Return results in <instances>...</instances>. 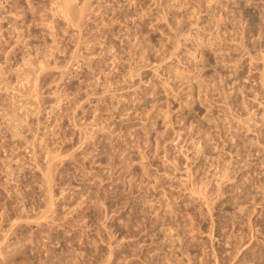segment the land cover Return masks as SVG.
Listing matches in <instances>:
<instances>
[{"label":"rangeland","instance_id":"obj_1","mask_svg":"<svg viewBox=\"0 0 264 264\" xmlns=\"http://www.w3.org/2000/svg\"><path fill=\"white\" fill-rule=\"evenodd\" d=\"M0 1V264H264V0Z\"/></svg>","mask_w":264,"mask_h":264},{"label":"bare ground","instance_id":"obj_2","mask_svg":"<svg viewBox=\"0 0 264 264\" xmlns=\"http://www.w3.org/2000/svg\"><path fill=\"white\" fill-rule=\"evenodd\" d=\"M18 1H19V0H18ZM18 1H17V2H18ZM20 1H21V0H20ZM72 1H74V0H51L50 2H51L52 5H55V6H56L55 8L59 7V8H57V11L59 10L63 15H65L66 17H67V16L69 17V16L73 13V12H71V9H72L71 7L74 6V5L71 6V4H70ZM75 1H76V0H75ZM0 2H1V1H0ZM21 2H22V1H21ZM23 2H24V1H23ZM27 3L30 4V1H28ZM73 3H74V2H73ZM21 4H23V3H21ZM28 4H27V5H28ZM32 4H33V3H32ZM51 4H50V5H51ZM38 5H39V4H38ZM52 5H51V6H52ZM20 6H21V5H20ZM22 6H23V5H22ZM30 6H31V5H30ZM39 7H41V6H39ZM23 8H25V7H23ZM23 8H21V9H23ZM30 8H31V7H30ZM47 8H49V6H48ZM53 8H54V6H53ZM53 8H50V9H53ZM73 8H74V7H73ZM84 8H85V7H84ZM86 8H87V7H86ZM21 9H20V10H21ZM25 9H26V8H25ZM28 9H29V8H28ZM43 9H44V8H43ZM34 10H35V9H34ZM38 10H39V9H38ZM45 10H47V9H45ZM55 10H56V9H55ZM21 11H23V10H21ZM24 11H25V10H24ZM24 11L22 12V13H23V16H26V15H24ZM49 11H50V10H49ZM57 11H56V12H57ZM73 11H75V10H73ZM19 12H20V11H19ZM26 12H27V10L25 11V13H26ZM53 12H54V11H52V13H53ZM75 12H76V11H75ZM75 12H74V13H75ZM82 12H83V11H82ZM31 13H32V12H31ZM52 13H51V15H52ZM76 13H77V12H76ZM79 13H81V12L79 11ZM54 14H55V12H54ZM69 14H70V15H69ZM15 15H16V14H15ZM21 15H22V14H21ZM56 15H57V14H56ZM56 15H55V16H56ZM78 15H79V14H78ZM78 15H77V16H78ZM82 15H83V14H82ZM17 16H18V15H17ZM28 16H29V15H28ZM79 16H80V15H79ZM49 17H50V16H49ZM79 18H80V17L77 18L78 21H80ZM21 19H22V18H21ZM69 19H70V17H69ZM52 20H53V19H52ZM70 20H72V19H70ZM70 20H69V21H70ZM75 20H76V19H75ZM15 21H16V20H15ZM50 21H51V20H50ZM72 21H73V20H72ZM51 23H52V21H51ZM78 25H80V24L78 23ZM78 25H77V26H78ZM50 26H51V25H50ZM51 29H52V27H51ZM54 29H55V28H54ZM19 31H20V30H19ZM12 32H13V31H12ZM18 41H19V40H18ZM19 42H20V41H19ZM22 43H23V42H22ZM51 48H52V47H51ZM51 48H50V49H51ZM37 51H38V50H37ZM34 52H35V51H34ZM39 55H40V54H39ZM26 56H27V55H26ZM30 56H31V55H30ZM30 56H29V57H30ZM40 56H41V55H40ZM42 56H43V55H42ZM48 56H49V55H48ZM51 56H52V55H51ZM23 57H24V56H23ZM23 57H22V58H23ZM27 57H28V56H27ZM36 57H37V56H36ZM28 59H30V58H28ZM35 59H36V58H35ZM43 59H44V58H43ZM45 59H46V58H45ZM45 59H44V60H45ZM41 60H42V59H41ZM48 60H49V59H48ZM26 61L29 63V61H28L27 59H26ZM37 61H38V59H37ZM4 62H5V61H4ZM30 62H32V61H30ZM45 62H46V61H45ZM25 63H26V62H25ZM28 63H27L26 65H28ZM39 63H40V65H38ZM39 63H37V65H38L37 67H39V66L42 67V64H43V63H42V62H39ZM48 63H49V62H48ZM2 64H3V63H2ZM21 64H23V63H21ZM29 64H30V63H29ZM32 64H33V63H32ZM26 65H25V66H26ZM30 65H31V64H30ZM30 65H29V68H30ZM0 66H1V65H0ZM20 66H21V65H20ZM58 66H59V65H58ZM21 67H23V66H21ZM34 68H35V67H34ZM42 68H44V67H42ZM46 68H47V67H46ZM30 69H31V68H30ZM40 69H41V68H40ZM2 70H3V68H2ZM20 70H21V69H19V70H17V71H20ZM26 70H27V69H26ZM33 70H34V69H33ZM41 71H42V70H41ZM1 72H2V71H1ZM21 72H22V71H21ZM32 73H33V72H32ZM39 73L41 74L42 72H39ZM3 74H4V73H3ZM3 74H1L2 77H3ZM36 74H37V73H36ZM36 74H33V75H36ZM6 75H7V74H6ZM21 76H22V75H21ZM36 76H37V75H36ZM30 77H31V76H30ZM30 77H29V78H30ZM40 77H41V76H40ZM3 78H4V77H3ZM16 78H17V77H16ZM29 78H28V79H29ZM35 78H36V77H35ZM37 78H38V77H37ZM37 78H36V79H37ZM19 79H20V78H19ZM41 79H42V78H41ZM16 81H17V80H16ZM32 81H33V79H32ZM21 82H23V81H21ZM21 82H20L19 84H21ZM26 82H27V80H26ZM26 82H25V83H26ZM34 82H36V81H34ZM34 82H32V84H33ZM9 84H10V83H9ZM13 84H14V83H13ZM34 84H35V83H34ZM34 84H33V86H34ZM36 84H37V82H36ZM6 86L8 87V85H6ZM29 86H30V85H29ZM35 86H36V85H35ZM36 88H37V86H36ZM36 88L33 90V91H34V95L32 94V97L35 96L34 98H37L36 94H37L38 92H36ZM39 88H40V87H39ZM32 89H33V87H32ZM32 89H31L30 91H32ZM37 91H38V89H37ZM1 92H2V91H1ZM28 93H29V92H28ZM32 93H33V92H32ZM40 93H41V92H39V94H40ZM25 95H27V92H26ZM28 95H29V94H28ZM28 95H27V96H28ZM30 95H31V94H30ZM37 95H38V94H37ZM18 96H19V95H18ZM27 96H25V97H27ZM11 97H12V96H11ZM28 97H29V96H28ZM40 97H41V96H40ZM38 98H39V97H38ZM10 100H11V99H10ZM29 100H30V98H29ZM32 100H33V98H32ZM27 101H28V100H27ZM36 101H37V100H36ZM57 101H58V100H57ZM12 102H13V101H12ZM38 102H39V101H38ZM33 103H34V101H33ZM54 103H55V102H54ZM14 104H15V103H14ZM17 104H18V103H17ZM29 104H30V103H29ZM34 104H35V103H34ZM39 104H40V103H39ZM9 105H10V104H9ZM12 106H13V105H12ZM22 106H23V105H22ZM32 106H34V105H32ZM35 106L37 107V105H35ZM17 107H18V105H17ZM52 107H53V106H52ZM6 108H7V107H6ZM6 108H5V109H6ZM11 108H12V107H11ZM15 108H16V106H15ZM27 108H28V107H27ZM29 108H30V107H29ZM32 108H33V107H32ZM34 108H35V107H34ZM7 109H8V108H7ZM20 109H21V108H20ZM22 109H23V107H22ZM29 110H30V109H29ZM34 110H35V109H34ZM34 110H33V113H34ZM37 110H38V109H37ZM3 111H4V110H3ZM14 111H15V110H14ZM16 111H17V109H16ZM24 111H26V110H24ZM39 111H40V110H39ZM39 111H38V112H39ZM11 112H12V111H11ZM19 112H21V111L19 110ZM22 112H23V111H22ZM27 113L29 114V112H27ZM1 114H2V113H1ZM4 114H5V113H4ZM4 114H2V116H3ZM14 114L17 116V115H18V112H17V114H16V113H14ZM24 114H25V113H24ZM24 114H23V115H24ZM35 114H37V113H35ZM19 115L22 116V113L19 114ZM30 115H31V114H30ZM2 116H1V117H2ZM9 116H10V115H9ZM11 116H12V115H11ZM24 116H25V119L27 120L26 115H24ZM38 116H39V115H38ZM18 117H19V116H17V118H18ZM29 117H30V116H29ZM3 118H4V117H3ZM8 118H9V117H8ZM17 118H16V119H17ZM22 118H23V116H22ZM6 119H7V118H6ZM12 119H13V118H12ZM12 119H8V120H12ZM20 119H21V117H20ZM36 119H37V118H36ZM2 120H3V119H2ZM13 120H14V119H13ZM26 120H25V121H26ZM4 121H5V120H3V122H4ZM19 121H20V120H19ZM23 121H24V120H23ZM25 121H24V122H25ZM38 121H39V119H38ZM38 121H37V123H38ZM9 123H10V122H9ZM25 123H26V122H25ZM31 123H32V122H31ZM5 125H6V124H5ZM5 125H4V127H5ZM37 125H38V124H37ZM39 125H40V124H39ZM8 126H9V125H8ZM11 127H12V126H11ZM14 127H15V126H14ZM16 127H17V126H16ZM27 127H28V126H27ZM12 128H13V127H12ZM17 128H18V127H17ZM13 129H14V128H13ZM37 129H38V128H37ZM10 130H11V129H10ZM35 131H36V130H35ZM13 133H14V132H13ZM17 133H19V132H17ZM14 135H15V134H14ZM20 135H21V134H20ZM25 135H26V134H25ZM11 136H13V135H11ZM17 136H18V135H17ZM21 136H22V135H21ZM26 137H27V136H26ZM30 138H31V137H30ZM34 139H35V138H34ZM32 140H33V138H32ZM54 152H55V151H54ZM49 153H50V152H49ZM50 154H52V153H50ZM55 155H56V154H55ZM57 155H58V154H57ZM53 157H54V156H53ZM50 158H51V157H50ZM50 158H49V159H50ZM46 159H47V158H46ZM47 160H48V159H47ZM51 160H52V158H51ZM49 161H50V160H49ZM48 167H49V166H48ZM48 167H45V168H47L45 171L43 170V171H44V174H43V175H50V174L48 173V172H50ZM51 167H52V166H51ZM41 173H42V171H41ZM44 177H49V178H50V176H44ZM44 177H42V178H44ZM45 180H46V179H45ZM46 181H47V180H46Z\"/></svg>","mask_w":264,"mask_h":264}]
</instances>
